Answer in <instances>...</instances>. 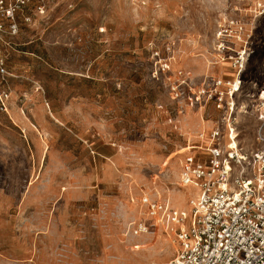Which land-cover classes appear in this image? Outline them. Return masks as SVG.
Listing matches in <instances>:
<instances>
[{
	"label": "rangeland",
	"instance_id": "1",
	"mask_svg": "<svg viewBox=\"0 0 264 264\" xmlns=\"http://www.w3.org/2000/svg\"><path fill=\"white\" fill-rule=\"evenodd\" d=\"M36 2L0 106V264H166L172 236L142 197L190 213L198 192L179 186L180 160L206 143L201 131L223 126L211 103L171 99L167 79L230 80L216 35L234 22L249 48L233 96L237 143L249 156L264 149V0H40L41 14ZM232 35L223 38L236 50ZM154 51L169 58L167 73L154 74ZM254 174L245 165L243 177ZM140 222L148 230L135 234Z\"/></svg>",
	"mask_w": 264,
	"mask_h": 264
},
{
	"label": "built area",
	"instance_id": "2",
	"mask_svg": "<svg viewBox=\"0 0 264 264\" xmlns=\"http://www.w3.org/2000/svg\"><path fill=\"white\" fill-rule=\"evenodd\" d=\"M36 1L34 12L41 14L44 12L43 3ZM32 2L0 0V106L4 110L11 97L10 79L15 77L7 66L8 55L15 44L20 23L32 20V15L27 13ZM232 24L236 27L230 21L216 35L218 62L224 64L228 60L226 63L234 72L230 80L222 76L210 77L207 83L191 88L182 71L178 72L179 78L167 79L171 99L185 101L187 95H193L196 100L211 103L219 111L223 126L215 124L206 133L201 131L198 137L201 140L206 138V143L188 146L193 151L187 152L180 160L179 186H192L198 192L197 198L189 200L190 213L172 207L167 201L142 197L148 215L160 220L162 214L166 231L172 236L174 254L166 264H264V149L249 156L237 143L233 96L241 87V74L249 58V48L248 40L237 31L234 33ZM231 33L239 43L236 50L224 41ZM229 51L233 52L230 57L221 55ZM153 56L158 64L154 74L167 73L169 58L161 57L159 51H154ZM260 110L257 118L264 125V99ZM261 125L257 138L264 142ZM224 126L227 142L222 148L219 141ZM249 163L255 171L253 179L243 177L244 167ZM232 166L240 168V175L233 179L234 187L230 186ZM147 230L148 226L140 222L134 233Z\"/></svg>",
	"mask_w": 264,
	"mask_h": 264
},
{
	"label": "bare ground",
	"instance_id": "3",
	"mask_svg": "<svg viewBox=\"0 0 264 264\" xmlns=\"http://www.w3.org/2000/svg\"><path fill=\"white\" fill-rule=\"evenodd\" d=\"M238 133V131L236 132V134ZM171 242H172V239H171Z\"/></svg>",
	"mask_w": 264,
	"mask_h": 264
},
{
	"label": "crops",
	"instance_id": "4",
	"mask_svg": "<svg viewBox=\"0 0 264 264\" xmlns=\"http://www.w3.org/2000/svg\"><path fill=\"white\" fill-rule=\"evenodd\" d=\"M167 201V200H166ZM168 202V201H167ZM169 203V202H168Z\"/></svg>",
	"mask_w": 264,
	"mask_h": 264
}]
</instances>
